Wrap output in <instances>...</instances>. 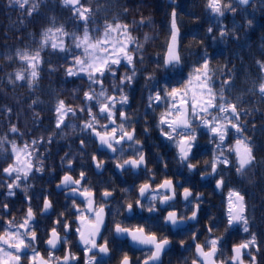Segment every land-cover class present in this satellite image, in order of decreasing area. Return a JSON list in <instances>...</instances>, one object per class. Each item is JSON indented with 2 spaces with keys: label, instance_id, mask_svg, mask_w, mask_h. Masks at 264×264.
Wrapping results in <instances>:
<instances>
[{
  "label": "trees",
  "instance_id": "16d2710c",
  "mask_svg": "<svg viewBox=\"0 0 264 264\" xmlns=\"http://www.w3.org/2000/svg\"><path fill=\"white\" fill-rule=\"evenodd\" d=\"M221 3L231 4L236 11L225 10L223 16H218L208 7V0H173L172 4L169 0H83L81 11L90 10L88 27L94 38L102 36L106 24L128 26L134 41L129 44L134 62L129 65L121 61L116 75L106 73L103 79L107 94L119 98L120 91L113 85H119L120 78L135 70L132 83L121 86L128 96L127 104L123 105L127 112H134L141 97L146 99L160 86L183 85L195 69L203 71L201 66L207 54L208 75L216 103L221 102L223 89L225 100L235 104L240 113L242 133L229 126L222 146L229 164H218V179L223 178L222 197L207 204L206 210L211 214H228L229 193L239 192L244 197L243 215L248 220L249 231L244 232L243 224L236 223L232 227L238 231H231V235L236 234L245 242L255 234L253 248L261 252L264 249V95L259 87L264 83V68L261 67L264 64V0H256L247 8H242L235 0H221ZM33 8L35 10L29 15ZM173 11L181 34L182 67L167 71L163 61L171 36ZM248 21L252 23L249 25ZM61 26L68 33L83 34V21L63 0H28L23 8L18 3L0 0V212H5L3 206L7 205L9 213L17 214L15 204L24 198L33 202L40 196L41 188L53 182L68 151L80 140L78 126L86 121L87 113L79 109L95 105V101H85L84 92L90 87L96 92L101 90L99 84L90 85L86 74L67 75L73 54H81V50L74 48L71 36L62 37L66 47H71V53L53 50L50 46L40 49L43 33ZM209 27L213 29L211 33ZM221 30L226 32L223 37ZM58 36L57 33L52 38ZM112 37L125 39L117 32H113ZM38 49L40 63L35 69L38 75L29 87L33 69L17 53L34 55ZM17 72L25 79L16 80ZM149 76L153 79H148ZM61 100L66 107L73 108L76 115L69 113L57 127L56 108ZM214 114L222 115L215 110ZM12 126L17 128L16 132L11 131ZM241 137L247 138L253 160L243 173H238L235 152L228 149ZM217 142L206 128L197 129L196 146L204 147L209 171L214 152L218 154ZM13 143L18 149L28 146L31 156L21 152L20 166L25 167L30 162L33 168L26 179L20 173L19 187H14V194L8 195L7 184L14 177L5 179L3 168L15 159ZM37 168L43 171H36ZM27 207L29 204L24 209Z\"/></svg>",
  "mask_w": 264,
  "mask_h": 264
},
{
  "label": "snow or ice",
  "instance_id": "6c2138e0",
  "mask_svg": "<svg viewBox=\"0 0 264 264\" xmlns=\"http://www.w3.org/2000/svg\"><path fill=\"white\" fill-rule=\"evenodd\" d=\"M18 3L21 8L28 3V0H9V3ZM239 5H248L250 0H236ZM63 3L68 6L71 5L73 9V14L81 21H83V34L77 35L76 33H68L64 30L63 26L47 29L43 33V39L40 43V49L45 46H50L53 50H58L60 52H69L71 53V47H66L65 41L62 37L71 36L72 44L75 49L81 50L80 55L73 54L72 66L67 69V75L76 76L81 73H85L88 77V80L91 84H99L101 90L96 92L91 87L89 91L84 92L85 101H95V105H90L87 107H81L79 110L81 112H86L89 119L84 122L83 129L91 130L92 133L98 138L101 146L107 147L111 152L116 153L119 151L121 155L123 154V149L118 148L119 145H122L126 141H131L133 144L139 145L140 141L135 137V129L128 131L125 129L123 123L118 126L111 127L102 125L104 129L103 132L98 131L96 125L99 123L98 116H102L104 119L108 120L110 124H116L115 117V108L116 104H127L128 96L123 92V85H130L133 81V78L136 75L135 70L133 69L131 75H125L120 78L119 85H113L114 88H118L120 91V96L117 98L113 95H108L106 90L103 87V79L106 73H111L113 76L116 75V71L121 64V61H125L127 64L132 65L134 62V56L129 49V44L133 43L131 36L129 35L128 26L121 25L116 23L115 25L106 24L104 31L101 37L94 38L90 35L89 31V20H90V10L83 8V5L77 7L80 4V0H63ZM208 7L213 13L218 16H223L225 10H230L235 12L236 9L231 6V4L222 5L221 0H208ZM29 10L28 14L31 15L32 11ZM249 25L252 23L248 21ZM172 44L169 46L168 55L163 61V68L168 69L169 66L175 68L181 62L180 56L175 50V43L177 39V27H176V13H172ZM213 29L208 28V32L211 33ZM117 32L120 36L125 37V39H116L112 37V33ZM59 34L58 37L53 39L52 37L56 34ZM220 35L223 37L226 35V32L221 30ZM17 55L21 60L27 62L28 67L33 70L30 73L31 79L29 80V87L32 86V82L37 78V71L35 70L37 65L40 63V50L38 49L34 55H29L28 52H18ZM258 63H260L258 61ZM203 71L200 68L194 70L187 79V82L183 85L177 84L172 86L171 84H165L160 86L155 92L154 96H149L150 104L159 105L160 102H165L167 107L165 111L161 113L159 118L158 127L160 128L161 135L166 137L169 141H173L178 148L179 160L181 163L186 164V167L189 172L196 170L197 165L191 162V157L194 155L193 149L197 145V129L199 127L206 128L210 133L216 143V152H214L213 159L210 162L211 172L206 173L205 175H217V166L218 164L228 165L229 160L224 155L222 146L226 140V136L229 131V126L236 130L237 133H242V126L240 125V113L237 111L235 104L230 101L225 100L224 90L220 91V103H216V94L213 92L211 78L208 75L209 60L207 59V54H205L203 65L201 66ZM261 67L264 68V64H261ZM16 80L25 79L24 75L21 72H17L15 75ZM148 79H153L152 76H149ZM193 80L197 83L199 91H192V95L189 96L188 92L190 91L189 85H192ZM259 91L264 95V83L259 87ZM96 105H99L98 113H94L92 108ZM214 110L222 115L214 114ZM58 113L57 127L63 122L64 117L69 113L73 116L76 115V111L71 107H66L65 102L61 100L56 108ZM121 120L128 119L127 115L121 111L119 113ZM197 121L199 123H197ZM12 132H16L17 128L12 126ZM36 141H33L35 144ZM83 143V142H82ZM243 146V152L241 147ZM27 145L23 149H18L13 143V153L15 154V159L8 167L3 168V172L9 177H13L11 183L7 184L8 195H13V188L19 187L18 181L21 179L20 173H23V178H27L29 172L32 170L33 165L29 162L26 163L25 167L20 166V153L24 152L26 156H31V153L27 152ZM231 152H235L238 162V168L236 169L238 173H243V170L247 165H249L252 160V149L247 143L246 137L238 138L235 142L234 147L228 149ZM221 157H224L221 159ZM92 160L95 162L96 168L102 169L104 161L97 160L95 155L92 156ZM71 164V161H69ZM145 165V156L142 149H137L136 155L134 157L123 159L122 161L117 158L115 166L117 169L124 171L128 168L138 169L141 166ZM36 171H43L42 168H37ZM15 174V175H14ZM202 179L204 176L201 177ZM85 180V173L82 171L80 173L79 179H74L70 175H64L60 181L58 187L64 186L65 188L71 186V192L73 194L78 193L80 196L84 197L86 200V206L84 209H80L78 205L73 201V206L76 207L77 220L79 221V226L76 228V232L79 236V240L82 244L86 246V253L92 252L93 249H98L99 253L108 254L109 241L108 239L102 237L101 230L105 228V218H104V208L93 207V192L90 188L84 187L82 181ZM223 184V178L216 180V188H220ZM178 182L174 183L172 179H165L157 188L153 189L149 182L142 183L139 185V197H145V194L152 192L153 194L148 197V205L142 203L140 198L135 200V207L132 202L126 203V211L129 213L135 212L136 209L140 211H147L148 213H157L160 209L157 208L156 201L159 199L161 205L168 204L170 201L174 200L176 197V188ZM25 191H27L25 189ZM124 191H127L125 189ZM112 192L104 191L103 197L106 199L111 196ZM193 193L188 187L183 188L182 196L185 201H189V198L192 197ZM232 197L236 198L238 203V211H233L232 207ZM199 194L196 196V200L199 201ZM7 208V205L3 206ZM52 207L51 201L45 197L43 202L42 211H47ZM199 211V203H196L194 208L191 211L190 217H185L184 215H178L177 211H167V215L163 217L164 223L171 224L176 226L179 223H183L187 219H196ZM244 213V197L240 195L239 192H230L229 193V208L227 216V225L232 227L236 223L243 224L244 232H248V220L243 215ZM63 215V214H61ZM34 218L33 209L29 207L27 209L25 219L22 224L16 226L13 225L11 221L8 222V227L5 231L0 234V252L4 254L3 257H0V264H9V260L5 257L10 258L11 261L15 264H19L21 261V253L24 249L31 247L32 242L36 240L37 235L34 230L31 228V221ZM57 223H60L58 220ZM16 227V231H10L9 229ZM19 228H25L24 232H20ZM69 228L68 223L64 224V229L67 231ZM116 236L127 235L132 242L138 245L150 246L149 254L143 261V264H158L161 253L167 248L170 244V241L167 238H160L156 232L151 231L149 228L146 231V226L144 224H138L135 227H126L121 222H115L114 228L112 229ZM209 232L212 231L211 227L208 229ZM103 239L102 244L97 243V238ZM221 238H211L206 241L204 245L199 243L195 244L196 249V258L192 261V264H215V257L218 250V244ZM60 237L57 233L56 228L51 230V236L47 240V244L51 248H55L59 242ZM195 240V236H193ZM66 242V241H65ZM183 241L181 245L183 246ZM256 236L255 234L251 235V239L234 246L232 251L234 255L231 258V264H243L242 255L244 254L242 250L248 249L250 246H255ZM7 245V249L3 247ZM207 248V251L205 250ZM10 249V250H8ZM252 258V264H255V257L252 256L251 252L246 253ZM39 255L33 249L32 260L35 264L36 257ZM52 257H49L51 260ZM59 260L60 258H55ZM70 259H75V257L70 254L63 257V264H69ZM95 255L89 258L87 264H94ZM39 264H49V261H45L43 258L40 259ZM120 264H131L129 257L125 254L120 262Z\"/></svg>",
  "mask_w": 264,
  "mask_h": 264
},
{
  "label": "flooded vegetation",
  "instance_id": "af4514ba",
  "mask_svg": "<svg viewBox=\"0 0 264 264\" xmlns=\"http://www.w3.org/2000/svg\"><path fill=\"white\" fill-rule=\"evenodd\" d=\"M150 95L154 96L155 93L150 92L146 99L141 97L138 101V107L132 113L127 112L125 106L116 104L114 110L115 125L110 124L102 116H98L99 123L96 125L97 130L103 132L102 125L107 124L110 129L123 123L126 130L135 129V137L140 141L139 145L126 141L118 146V148L123 149L122 155L119 151L113 153L107 147L100 145L98 138L91 130L83 129V122L79 126L80 140L73 152L68 154L67 162L63 164V168L53 182L48 186H43L40 196L35 198L33 202L24 198L20 203L15 204L17 214L9 213L8 207L5 208V212H0V234H2L8 227L9 221L18 226L23 223L27 209L29 207L33 209L34 218L30 223L37 238L32 242L31 247L24 249L21 253L22 258L19 264H34L32 260L33 249L39 253L35 264H39L41 258L49 261V264H63V257L68 254L75 257V259L69 260V264H87L93 255L96 258L94 264H120L125 254L129 257L131 264H143L149 254L150 246L138 245L132 242L127 235L116 236L112 231L115 222H121L126 227L144 224L146 231L150 228L151 231L156 232L158 237L167 238L170 244L161 253L158 264H192L196 258L195 244L204 245L211 238H221L214 258L215 264H231V258L234 255L233 247L244 243L236 234L231 235V231H238V228L228 227V214H211L206 210L207 204L222 197L220 192L222 186L216 188L218 174L215 176L205 175L211 171L206 167L205 149L201 146H196L193 149L194 155L191 157V162L197 165L196 170L189 172L186 164L180 162L176 144L161 135L158 127L160 115L165 111L167 104L160 102L159 105L152 104L149 106ZM98 109L99 107L92 108L94 113H98ZM121 111L127 115L128 119H120L119 113ZM88 119L87 115L85 120ZM137 149H142L145 165L138 169L128 168L124 171L116 168L117 158L122 161L134 157ZM93 155L97 157L98 161H104L102 169L96 168L95 162L92 160ZM82 171L85 173V180L82 181V185L90 188L94 194L93 207L104 208L106 227L102 228L101 235L109 241L110 251L108 254L99 253L98 249L86 253V246L80 242L76 232V228L79 226L77 220L79 213L73 206V201H75V204L82 210L86 206V200L78 193L73 194L71 186L67 188L57 186L64 175L67 174L74 179H79ZM202 176H204L203 179ZM165 179H172L174 183L178 182L174 200L161 205L157 199L155 203L160 209L157 213L142 212L139 209L132 213L126 211L127 202H132L135 207V200L140 198L139 185L149 182L155 189ZM184 187L190 188L193 193L189 201L183 199ZM125 189L127 191H124ZM104 191L112 192V195L105 199L103 197ZM152 194L150 191L145 194V197L140 198L142 203L148 205V197ZM197 194L200 197L199 201L196 200ZM45 197L52 204V207L46 212L42 211ZM196 203H199L196 219H187L176 226L164 223L163 217L167 215V211L175 210L178 215L190 217ZM233 203L236 205L234 197H232ZM26 204H29V207L24 209ZM235 210L238 211V206H235ZM58 220L60 223H57ZM65 223L69 225L67 231L64 229ZM210 227L211 232L208 231ZM53 228H56L60 237L55 248H51L47 244ZM9 230L16 231L17 229L13 227ZM19 231L22 233L25 228H19ZM193 236H195V240H193ZM181 241L184 242L183 246ZM97 243L102 244L103 239L98 237ZM3 247L7 249V245H3ZM205 250L207 251V248ZM242 252L244 253L242 255L243 264H252V258L246 254L247 252H251L252 256L255 257V264H264V249L258 252L254 250L253 246H250ZM3 256L4 254L0 252V257ZM50 256L52 257L51 260H49ZM57 257L60 259L56 260ZM5 259L9 260V264H15L10 258L5 257Z\"/></svg>",
  "mask_w": 264,
  "mask_h": 264
},
{
  "label": "water",
  "instance_id": "95a60500",
  "mask_svg": "<svg viewBox=\"0 0 264 264\" xmlns=\"http://www.w3.org/2000/svg\"><path fill=\"white\" fill-rule=\"evenodd\" d=\"M236 1V0H235ZM254 1L255 0H250V3L248 4V5H240L241 7H243V8H245V7H249V6H251L253 3H254ZM82 2H83V0H80V4L79 5H77V7H79L81 4H82ZM169 2L170 3H172V0H169ZM68 7L69 8H72V6L71 5H68ZM176 27H177V39H176V43H175V50H176V52H177V54L180 56V52H179V42H180V30H179V28H178V25H177V21H176ZM172 22H171V37H172ZM171 37H170V40H169V43H168V47H167V51H166V54H165V58H166V56L168 55V49H169V46L172 44V39H171ZM164 58V59H165ZM178 67L180 68L181 67V62H180V64L178 65ZM171 68V66H169V68L168 69H166V70H169ZM3 176H5V177H7V178H11V177H9L7 174H3ZM236 199V198H235ZM237 202V201H236ZM238 204V203H237Z\"/></svg>",
  "mask_w": 264,
  "mask_h": 264
},
{
  "label": "rangeland",
  "instance_id": "374dc122",
  "mask_svg": "<svg viewBox=\"0 0 264 264\" xmlns=\"http://www.w3.org/2000/svg\"><path fill=\"white\" fill-rule=\"evenodd\" d=\"M81 74H84L85 75V73H81ZM190 96L192 95V91H199V89H198V87H197V82L196 81H194V82H192V85H190ZM22 158V156H21V153H20V156H19V159H21ZM224 157H221V159H223ZM228 207H229V205H228ZM232 207H233V211L235 212V205L234 204H232Z\"/></svg>",
  "mask_w": 264,
  "mask_h": 264
}]
</instances>
